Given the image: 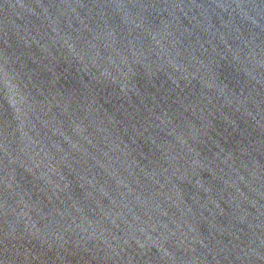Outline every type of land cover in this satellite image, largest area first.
<instances>
[{"label":"water","instance_id":"1","mask_svg":"<svg viewBox=\"0 0 264 264\" xmlns=\"http://www.w3.org/2000/svg\"><path fill=\"white\" fill-rule=\"evenodd\" d=\"M0 264H264V0H0Z\"/></svg>","mask_w":264,"mask_h":264}]
</instances>
